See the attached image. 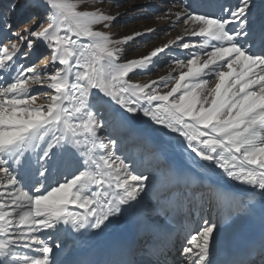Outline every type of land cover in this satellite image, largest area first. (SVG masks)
<instances>
[{
  "label": "snow or ice",
  "instance_id": "snow-or-ice-1",
  "mask_svg": "<svg viewBox=\"0 0 264 264\" xmlns=\"http://www.w3.org/2000/svg\"><path fill=\"white\" fill-rule=\"evenodd\" d=\"M39 4L46 19L31 27L14 29L8 12H0V76L7 78L0 83V264H61L54 251L61 232L102 230L148 196L152 177L117 147L137 116L165 136L174 134L198 167L219 169L244 187V199L203 183L199 201L195 193L184 194L189 213L213 205L218 212L189 226L182 264H216L213 242L231 223L233 209L264 207V24L257 28L250 21L254 0L221 4L218 12L173 5L161 18L174 16L184 35L200 41L180 35L128 60L121 45L154 30L113 39L102 28L119 13L94 5L79 10L81 0ZM172 46L188 52L175 58V75L131 81L130 74L154 66ZM41 47L51 55L50 67L19 63ZM31 85L47 91L32 94ZM41 94L47 103H36ZM182 183L187 187L183 177L169 174L158 201H170L167 191ZM258 254L264 264V240ZM155 264H168L164 252Z\"/></svg>",
  "mask_w": 264,
  "mask_h": 264
},
{
  "label": "bare ground",
  "instance_id": "bare-ground-1",
  "mask_svg": "<svg viewBox=\"0 0 264 264\" xmlns=\"http://www.w3.org/2000/svg\"><path fill=\"white\" fill-rule=\"evenodd\" d=\"M21 1L24 2V0ZM235 1L180 0L181 4L177 9L183 6L187 7L189 12L193 10L218 12L221 4L235 5ZM151 2L156 3L157 1L149 0L144 2V5ZM254 3L256 5L255 10L262 11L264 9V0H254ZM25 5L26 3L20 4L19 9H24ZM142 7L144 6H139L137 9ZM259 22H264V12L259 17ZM161 27H163L161 37L159 33H152L147 38L151 42H155L151 50L168 43L177 36L184 35L185 26L178 23L174 16H171ZM184 39L190 42H199L201 38L184 35ZM187 55V50L172 46V51L167 56L161 55V60H158L154 66L142 73L143 77L133 80L135 74H130L131 81L133 83H146L158 77L175 75V58L185 59ZM50 60L51 57L45 56L42 62H36L35 65L41 69L45 65L50 67ZM183 70L186 71L187 69ZM155 72L159 74L152 79L151 76ZM2 78L5 80V76H3L0 77V81L3 80ZM214 83L215 81L211 82L210 86H213ZM37 87L40 86L31 85L32 90ZM44 90L47 91V89ZM43 97L44 99H41L39 104L47 103L45 96ZM146 120L147 118L142 116L132 119L130 121L131 130L122 132L117 147L129 157L130 161H135L138 171H142V167L150 169L148 173L144 171L146 175L152 177L149 181L148 196L140 204L127 208L121 215L113 218L112 222L102 230L87 229L83 230L82 233L71 230L61 232L59 240L56 241L60 244V248L54 249L61 264H112L108 259L106 248L111 237L120 235L131 236L132 242L136 244L135 254L145 259H151L152 264H155L160 252H164L167 259L173 258L177 254L178 259H176V263H173L182 264L181 249L184 247L185 238L189 233V226L196 228L203 219L216 218L218 212V209L213 205L212 207L205 206L202 211L196 210L189 213L185 192L189 196L195 193L196 199L199 201V189L203 183L205 186L211 185L215 190L234 196L236 199L245 198L243 186L228 179L219 169L213 172L198 167L183 147L179 145L174 134L165 136L163 129L159 126L148 125ZM159 157L163 162L159 163ZM162 163L163 165L160 166ZM169 174L183 177L187 181V187L183 183L179 188L173 186L170 191L166 190L170 196V201H158L157 196L163 190L161 186L166 182ZM256 199L258 200V197ZM181 201H183L182 204ZM142 209L145 215L139 213V210ZM70 210L82 211L75 207ZM142 224L159 226L165 230V235H142L141 233L145 229ZM262 227H264V207L260 204H257L254 210L247 213L237 212L233 209L231 223L221 228L213 242L212 252L216 264H225L226 261V264H239V261L244 259L241 254L236 253L235 256L227 254L228 249L232 248L234 244V236L241 228L250 230ZM172 228L176 234H179L178 236L167 233V230ZM148 237L151 238V242L147 241ZM53 238L55 239V234H53ZM253 260L256 261V264H260L259 254Z\"/></svg>",
  "mask_w": 264,
  "mask_h": 264
},
{
  "label": "rangeland",
  "instance_id": "rangeland-1",
  "mask_svg": "<svg viewBox=\"0 0 264 264\" xmlns=\"http://www.w3.org/2000/svg\"><path fill=\"white\" fill-rule=\"evenodd\" d=\"M149 0H104L103 3H96V0H81L82 8L79 10H92L90 6L94 5L95 8L102 9L105 13L109 14H117L119 15L116 17L115 21L110 25L108 28H102V30L111 34L113 39H118L125 37L127 35L133 34L135 32H144L147 29L154 30L149 34H156L159 33L160 37L162 34L161 25L166 23L169 18H161L165 17V13L169 8H172L173 5L177 7L181 4L180 0H155V2H151L149 4L144 5V2ZM237 2V0L235 1ZM24 4V9H19L20 4ZM138 4V5H137ZM14 7V11H8L11 6ZM139 6H144L141 9H137ZM8 12V21L13 25L15 29L17 25L23 24L26 27H31L40 19H46V10L43 5L39 4V0H0V12ZM262 11L254 10L252 17L250 18L251 23L255 27H259L264 22H259L258 19L261 16ZM36 16V20H31L30 18ZM102 27V26H98ZM148 35L142 36L137 38L136 40L132 41L128 44H122L121 48L123 49L122 58L124 60L139 58L144 55H147L152 45L155 43L154 41H150L147 38ZM144 41L143 43H141ZM143 44V45H142ZM142 45V46H141ZM40 53H44V55H40ZM45 56L51 57L49 53L45 52V49L41 47L39 49V53L30 54L26 59L21 58L19 63L24 64L25 66L35 64L36 62H42ZM161 60V59H159ZM159 73L155 72L151 76L153 79L154 76H157ZM143 74H139L138 76H134L133 80H138V78L143 77ZM3 77V76H0ZM3 79V78H2ZM7 78L5 77V80ZM160 77L153 79L158 80ZM1 81H4L1 80ZM0 81V83H1ZM214 80L210 81L213 82ZM37 92L43 93L45 90L41 87H37L33 89L32 94H36ZM44 95L41 94L37 96L36 103L39 104L41 99H44ZM159 163L163 162L161 157H159ZM163 163L160 165L162 166ZM143 172H150L148 167H142ZM207 210V209H206ZM140 214L145 215L144 210H139ZM148 242H151V238H147ZM178 255L176 254L173 258L168 259V264H175ZM175 262V263H173Z\"/></svg>",
  "mask_w": 264,
  "mask_h": 264
}]
</instances>
